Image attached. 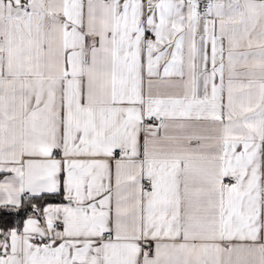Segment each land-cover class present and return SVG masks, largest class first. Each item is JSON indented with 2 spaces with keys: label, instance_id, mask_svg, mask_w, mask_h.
Masks as SVG:
<instances>
[{
  "label": "snow or ice",
  "instance_id": "1",
  "mask_svg": "<svg viewBox=\"0 0 264 264\" xmlns=\"http://www.w3.org/2000/svg\"><path fill=\"white\" fill-rule=\"evenodd\" d=\"M0 264H264V0H0Z\"/></svg>",
  "mask_w": 264,
  "mask_h": 264
}]
</instances>
